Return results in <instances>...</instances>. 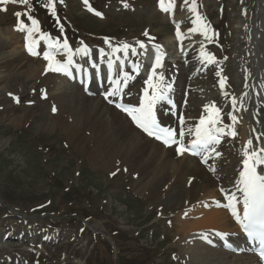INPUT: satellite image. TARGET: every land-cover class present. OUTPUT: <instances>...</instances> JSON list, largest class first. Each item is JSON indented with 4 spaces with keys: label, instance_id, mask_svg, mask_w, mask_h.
<instances>
[{
    "label": "rangeland",
    "instance_id": "1",
    "mask_svg": "<svg viewBox=\"0 0 264 264\" xmlns=\"http://www.w3.org/2000/svg\"><path fill=\"white\" fill-rule=\"evenodd\" d=\"M175 1V15L164 17L156 14L157 0H89L87 6L83 0H63L62 4L57 0L56 7L73 49L82 46L79 43L82 41L94 51L99 47L107 50L105 38L112 44L129 43L134 47L138 45L137 41L146 43L156 39L164 49L169 48L170 59L176 61V55L178 60L182 53L174 52L175 46L169 44L167 37L175 33L177 22L187 17L186 14L194 13L190 10L193 0ZM45 2L30 0L25 6L9 0L7 5H0L8 8L6 12L0 11V42H9L5 49L0 47V62L4 63L1 66H5L4 61L9 57L12 58L16 46L11 33L15 37L18 35L19 44H23L25 34L17 30L16 11L23 13L31 8V15L39 21L43 32L53 39H64L56 19L43 7ZM245 2L195 0L200 20L207 29L212 28L211 24L220 29V33L212 30L215 35L220 34L221 42L212 41L215 48L212 54L217 60L219 55L225 60L223 65H210L202 77L206 84L212 82L215 68L223 73L230 66L233 26L238 25L233 18L246 10L242 8ZM89 6L94 11H89ZM95 12L102 13V16ZM21 19L26 24L30 22L26 16ZM182 27L185 32L189 30L184 25ZM200 31L202 29L197 33ZM199 35L196 41L204 38ZM37 37L40 40L39 34ZM24 62L14 61L11 72L15 74L5 71V67L0 69V76L7 77L8 74L0 85V264L16 258L6 259L8 256H19L28 264H191L187 255L182 254L185 246L180 242L182 236L176 237L174 225L175 214L187 212L193 203L189 206L188 203L183 204L180 213L168 212L172 197L177 194L171 188L172 175L167 179L172 169L165 168L159 177L154 173L143 176L133 168L130 160L123 161L112 149L101 144L98 146L97 135L86 123L76 119L73 132L62 126H51L58 111L53 113L52 108L59 103L52 87L53 79L36 82L23 76L21 73L25 66L21 67V63ZM205 89L206 86L202 85L194 87L197 94H205ZM217 89L215 91L218 92ZM44 93L46 98H43ZM17 97L19 103L15 100ZM185 102L181 99L180 105ZM73 104L74 109L82 106L77 105L78 102ZM4 107L8 110L16 108L17 111L6 117ZM228 111L229 107L225 113H232ZM17 114L22 116L16 122L12 121ZM75 130L77 133L70 135ZM92 153L101 157L93 159ZM194 162L206 166L199 160ZM114 172L116 174L112 175ZM186 179L189 184L190 176ZM155 184L157 188L154 191ZM91 223L108 232L114 242L103 233L94 231ZM24 231H28V236L24 237L27 240L20 246H14L13 236Z\"/></svg>",
    "mask_w": 264,
    "mask_h": 264
},
{
    "label": "bare ground",
    "instance_id": "2",
    "mask_svg": "<svg viewBox=\"0 0 264 264\" xmlns=\"http://www.w3.org/2000/svg\"><path fill=\"white\" fill-rule=\"evenodd\" d=\"M128 3L125 2L124 4L127 5ZM165 3L169 4L170 1L165 0ZM157 4L156 14L158 16L169 15V12L165 13L160 9L159 0H157ZM243 7L246 10L236 14L233 18L238 25L233 26V36L230 42V66L227 64L229 67H227L226 72L221 73V77L226 78V87L223 91L229 93L228 97L222 95L219 87L218 81L221 77L213 75L212 82L208 84L202 78L204 74H207L206 72L210 65L199 62L197 59L199 50L201 46H204L206 51L210 52L211 49L212 53V49H215L212 47L214 44L212 41L220 42V29L212 24V27L219 32L218 36H215L211 42H208L209 40L207 42L196 41V38H200L197 37V35L201 34V31L199 34L197 33L201 29L200 25H205L202 20H200V25L193 22L196 19V14H186L187 17L176 23L175 33L167 37L169 44L175 45L174 52L176 54L180 53V49L182 50L180 59L176 60L175 63L165 59L162 62L163 67L157 69L159 73L165 67L164 75L166 81L173 85L169 98L173 100L175 105L174 108L166 102L157 105L156 114L158 121L162 126L175 129L177 138H179L181 126L178 118L183 115L185 119L183 127L186 133L184 138L185 146L194 138L187 135V129L194 127L198 123L200 116L208 115L204 111V106L211 105L214 102L215 106L221 109V124L229 126L226 129L228 135L222 137L221 143L216 146V152L220 155L216 156L213 154L208 159L205 167L194 162L195 160H203L201 156H191L186 152L182 155L177 154L175 151L176 145L165 147L155 139L148 137L136 128L123 112L110 106L109 100L115 101V103H137V93L142 95V90L146 87L145 80L147 79V75L150 74V68L153 63L151 65L143 64L138 75L134 73L131 64L125 67L124 70L134 77L125 89V92H130L131 95L121 98L110 97L109 100H106L103 96L100 97L99 93H103L104 95L105 91L109 88V82L106 79L107 57L104 58V63L100 64L96 51H92V58L100 64L99 75L91 79L88 88L80 83V76L75 73V70H73L76 76L75 79L63 74L46 72L47 62L43 59L42 52L47 49L46 42L43 40L37 39L39 41L37 51L41 55L33 56L25 49V38L21 45L19 44L21 41L17 37L18 35L15 37L10 32L16 44L15 49L12 51V58L8 56V61H4L5 66H1V63H4L0 62V69L1 67H5V71L8 70L10 74H15L11 72L14 61L20 62L25 60L26 62L21 63V67L25 66V70H22L21 73L23 76L33 78L36 82H40L43 79L47 81L53 79L54 84L52 87L53 91L56 92V99L59 100V103H56L54 106L58 110L56 112L57 119L52 120L51 126H62L65 130L73 132V122L76 119L82 124L86 123V126L88 128L91 127L90 129L97 135L99 141L96 144L98 146L101 144L112 149L116 153L117 158L119 157L123 161L127 162V160H130L133 168L140 171L143 176L148 175V173H154L156 176L158 174L159 177L165 168H168V170L172 169L169 172L170 174L166 175L167 179L172 175V187L169 186L176 190L177 194L172 197V204L168 208V212L176 213L182 208L183 204L188 203L189 206L190 203H193L189 206L187 212L175 214L176 223L174 225L176 237L182 236L180 242L185 246V251L182 254L187 255L188 261H191V264H258V259L251 252L243 250L240 253H235L224 247L227 245V239L235 238L239 239L238 245L243 247L241 241L242 228L237 223L235 217L231 215V209L226 206L228 204L227 194L236 192L235 185L239 181V172L243 168V150L245 147L249 150L264 148V0H246ZM175 11L176 8L173 14ZM183 25L188 27L189 30L183 32L181 28ZM177 27H179L181 33L179 36L176 34ZM193 28H197L198 30L195 32L190 31ZM8 44V41L0 42V47L5 49L9 46ZM106 51H110V49ZM163 52L168 56V51L167 53L161 50L160 54ZM61 56H57V59L61 60ZM39 57L42 58V61ZM221 57L219 55L215 66L225 61ZM176 58H178L177 55ZM132 59L133 56L129 52V59L127 61ZM9 60L10 63H6ZM86 60L87 58L84 60L79 59L78 63L84 64L90 73H95L96 70L92 69L86 63ZM134 62H138L136 58H134ZM114 64V72H116L119 69V63L114 60ZM176 69H179L178 74H175ZM145 71L146 74H144ZM217 71L218 69L215 68L213 73L215 74ZM230 75L232 76L230 77ZM6 76L8 77V74ZM99 76L103 80L101 83L99 82ZM7 77L0 76V85L4 82V78ZM198 85L206 86L205 94H197L194 91V87ZM216 87L218 88V92L215 91ZM232 96H235L237 100L235 110H233L231 104ZM181 99L186 101V103L180 105ZM76 102H78L77 105L82 104V106L74 109L73 103ZM227 107H229L228 112H232L235 119H229L228 113H225ZM4 108L6 117H9V114L16 110V108H9V110L6 107ZM109 112L110 114H108ZM19 116L22 115L17 114L13 117L12 121H15ZM1 121L2 119L0 118V123ZM76 133L77 130L70 135ZM231 133H235V135L230 137ZM249 139L253 141L251 145L247 143ZM90 156L93 159L101 157L95 153H92ZM174 157L177 159H174ZM256 167L261 169V171L264 170V165H257ZM213 169L215 170L213 171ZM261 174L264 175V172H261ZM187 176L191 178L189 184H187ZM186 186L190 188L187 189ZM156 188L157 185L155 184L154 191ZM178 189H181L179 193L177 192ZM221 189H225L226 192H222ZM236 194L237 196L241 195L238 192ZM238 208L242 213V204L238 205ZM20 234L18 233L17 235ZM26 236H28V232L22 234V240ZM9 262L8 264H25V262L20 261L17 257L10 259ZM260 264L262 263L260 262Z\"/></svg>",
    "mask_w": 264,
    "mask_h": 264
},
{
    "label": "snow or ice",
    "instance_id": "3",
    "mask_svg": "<svg viewBox=\"0 0 264 264\" xmlns=\"http://www.w3.org/2000/svg\"><path fill=\"white\" fill-rule=\"evenodd\" d=\"M12 2H18L21 5L27 6L30 0H12ZM8 3L9 0H0V5H7ZM56 3L57 0H46L43 7L56 19L59 32L64 36L63 40L59 37L53 39L50 34L43 32L39 21L31 15V8H28V11L23 13L20 11L14 13L17 17V30L26 32L25 41L28 52L33 56L41 55V53L37 51L39 41L35 38L36 34H39V39L46 42L47 50L42 52V57L47 62L46 72L63 74L75 79L76 76L73 72V70H75V73L80 76L81 84H85L94 76L99 75L100 64L104 63V58L107 57L106 79L109 82V88L104 93L105 99L109 100L110 97L121 98L126 95L130 96L131 93L125 92V89L134 77L128 71L124 70V65L125 61L129 59V51H131L132 56L137 55L136 47L129 43L113 45L110 39L105 38V43L110 51H106L105 48H98V58L100 61V64H98L96 60L92 58V50L87 45H84L82 41L79 42L82 46L76 47L75 49L70 45L65 35V28L59 20ZM59 3L62 4L63 0H59ZM83 3L87 6L89 0H83ZM125 7H127L126 4ZM159 7L163 12L168 13L173 5L169 3L165 6V0H159ZM7 10V7H0V11L6 12ZM88 10L94 11L90 6ZM190 10L192 13L196 14V19L193 22L200 25V17L197 12V7L195 6V0H193V6ZM95 14L97 16H102L100 12H95ZM22 16L27 17V20L30 21V25L26 24L24 20L21 19ZM200 28L202 29L201 35H203L206 40L210 41L213 39V37L208 35L207 25H200ZM197 30V28L190 29V31L193 32ZM176 34L177 36L181 34L179 27H177ZM144 35L147 36L148 33L145 32ZM137 44L140 49L146 48L144 42L137 41ZM119 53H123V58L118 55ZM61 55L64 56L65 59H57V56ZM77 57H79L80 60L87 58L86 63L90 65L92 69H95L96 72L89 73L84 64L77 62ZM113 57L119 60L118 72H114L115 64ZM197 59L201 64L207 65H213L217 62L215 55L206 51L204 46H201ZM140 67L141 65L139 62L131 63V68L134 71H138ZM162 67V56L157 52L155 61L150 68V74L147 75V79L145 80L146 87L143 88L142 95L137 93V103H116L115 106L130 117L135 126L142 130L143 133L147 134V136L162 141L163 144L168 147L176 145L175 151L179 155L189 152L193 155L201 156L203 162L207 163L208 159L213 154L216 156L220 155L216 152V146L221 143L222 137L228 135L226 129L229 126L221 124V109L216 107L214 102L211 105L204 106V111L208 113V115L200 116L198 123L195 124L194 127L187 129V135L194 137L187 146H185L184 141L186 133L183 127L185 124L183 115L178 118L181 126L179 138H177L175 129L162 126L156 114L157 105L166 102L173 108L175 107L173 100L169 98V93L173 88L172 83L166 81L163 72H157V69ZM215 75L221 77V72L217 71ZM218 83L222 95L228 97L229 93L223 91L226 87V78L221 77ZM43 98H46V93L43 94ZM16 102L19 103L18 97L16 98ZM109 102L114 103L112 100H109ZM231 104L233 110H235L237 104L235 96L231 97ZM52 111L53 113L56 112L54 106ZM228 116L229 119H235L232 113H229ZM233 135H235V133H233ZM247 143L251 145L253 141L249 139ZM242 165L243 168L239 172V181L235 185L236 192L241 195L237 196L236 192L227 194L226 198L228 204L226 206L231 209V215L235 217L249 241L258 244V264H260V261H264V175L258 173L256 166L264 165V148L249 150L245 147L243 150ZM214 170L215 169H213V171ZM115 174V172L112 173V175ZM221 191L226 192L225 189H221ZM241 204L242 213L238 208V205ZM228 246L231 247V244Z\"/></svg>",
    "mask_w": 264,
    "mask_h": 264
}]
</instances>
